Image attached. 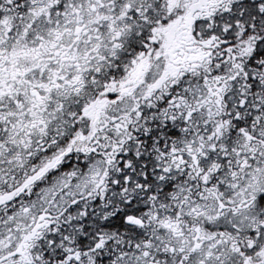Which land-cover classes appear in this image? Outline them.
I'll use <instances>...</instances> for the list:
<instances>
[{"label":"snow or ice","instance_id":"snow-or-ice-1","mask_svg":"<svg viewBox=\"0 0 264 264\" xmlns=\"http://www.w3.org/2000/svg\"><path fill=\"white\" fill-rule=\"evenodd\" d=\"M0 264H264V0H0Z\"/></svg>","mask_w":264,"mask_h":264}]
</instances>
